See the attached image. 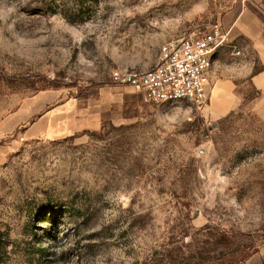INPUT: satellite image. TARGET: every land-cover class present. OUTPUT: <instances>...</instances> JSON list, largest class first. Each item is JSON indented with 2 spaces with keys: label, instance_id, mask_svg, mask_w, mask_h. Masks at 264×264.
<instances>
[{
  "label": "rangeland",
  "instance_id": "obj_1",
  "mask_svg": "<svg viewBox=\"0 0 264 264\" xmlns=\"http://www.w3.org/2000/svg\"><path fill=\"white\" fill-rule=\"evenodd\" d=\"M235 1L0 0V264H264L261 65L224 24ZM216 25L207 103H133L113 83ZM119 89L98 130L35 126Z\"/></svg>",
  "mask_w": 264,
  "mask_h": 264
},
{
  "label": "built area",
  "instance_id": "obj_2",
  "mask_svg": "<svg viewBox=\"0 0 264 264\" xmlns=\"http://www.w3.org/2000/svg\"><path fill=\"white\" fill-rule=\"evenodd\" d=\"M230 32L216 25L208 33L167 42L155 66L144 72L115 71L112 81L135 89L147 105L191 102L207 103L211 75L219 50Z\"/></svg>",
  "mask_w": 264,
  "mask_h": 264
},
{
  "label": "crops",
  "instance_id": "obj_3",
  "mask_svg": "<svg viewBox=\"0 0 264 264\" xmlns=\"http://www.w3.org/2000/svg\"><path fill=\"white\" fill-rule=\"evenodd\" d=\"M237 1H235L236 3ZM228 12L225 25L232 37L239 36L248 40L257 52L261 70L252 76V83L261 93V99L255 107L256 114L264 121V0H239ZM107 93L101 97H88L83 101H69V105L57 110H48L37 124L52 132L84 133L95 131L107 122H114L122 112L121 90ZM137 99L143 102L140 94L132 93L131 102ZM132 103V104H133Z\"/></svg>",
  "mask_w": 264,
  "mask_h": 264
}]
</instances>
